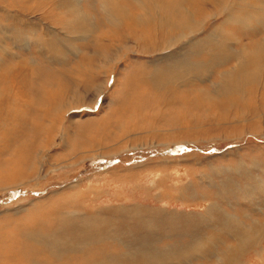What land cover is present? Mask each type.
Listing matches in <instances>:
<instances>
[{"label":"rangeland","instance_id":"1","mask_svg":"<svg viewBox=\"0 0 264 264\" xmlns=\"http://www.w3.org/2000/svg\"><path fill=\"white\" fill-rule=\"evenodd\" d=\"M34 1L0 0V264H110L126 249L191 245L195 231L175 229L165 216L173 210L188 219L216 202L245 223L264 221V86L217 95L193 73L154 86L153 69L169 68L185 45L160 43L147 52L126 27L105 35L110 25L98 16L100 0H81L91 33L76 35L54 24V16L44 18ZM220 21L211 17L186 42ZM46 37L44 47L34 43ZM196 55L192 60L207 58ZM233 181L235 195L220 197L219 188ZM155 209L167 215L159 219ZM214 244L221 253L237 242L221 235ZM252 248L238 253V263L263 264ZM206 255L185 263L214 264ZM160 259L119 260H175Z\"/></svg>","mask_w":264,"mask_h":264},{"label":"bare ground","instance_id":"2","mask_svg":"<svg viewBox=\"0 0 264 264\" xmlns=\"http://www.w3.org/2000/svg\"><path fill=\"white\" fill-rule=\"evenodd\" d=\"M100 1L101 2L98 3V8L100 9V13L98 16H106V20H103L105 22V27L108 28L110 25V27L108 28L110 30L106 29L102 32L105 35H108L110 31L117 32L126 27L127 31H125L130 34V38H133L135 40V43L139 40L142 41L140 44H144L142 45L143 47H149L147 50H144L147 52L149 50H157L160 43L164 49H169L173 46H176L178 43H182L183 45H185L183 49L179 48L177 50L176 53L181 58H177L172 63L174 67L171 65L169 68L163 70V68L158 65L153 69L152 74L150 75V82L154 86H161L164 82L167 83L171 81L183 82L182 80H180L179 75L182 74L188 76L189 74L191 75V73H193L192 76H195L197 79H206L210 81L211 89L209 90L217 95H225L230 92H241L246 89L245 85L255 82L259 85L261 84L262 86H264V0H127L131 6H127V4L122 3L120 0ZM26 2H29V0H26ZM34 3L38 6L37 8L41 7L42 11L40 12L42 13L44 18L54 16L52 22L54 24H58V26H60L61 28L64 29V27H67V29L69 28L70 32L72 31L75 34L79 33V35L84 34L85 36H87L91 33L90 31L85 30L87 15H89V13H86L81 8V0H35ZM2 10L7 17H9L10 15L9 12L13 13V11L9 9ZM10 16L16 17V15ZM202 16L203 19L199 20V18ZM211 17L221 18V21L219 23L212 26L213 31L199 38L193 37L195 35L190 36L186 42V37L192 33L197 34L199 29H201L206 25V23L211 20ZM48 30L52 31L50 27H48ZM46 32H48V34H52L49 31ZM70 32H67L65 33L66 35H63L64 41L68 39L67 34H69ZM164 34H167V38L165 40L163 39ZM3 36L6 37V35ZM49 39L47 37L37 38V41H35L34 43L44 47L47 43L50 42ZM76 39H79V37H74L72 41ZM28 41H31V37L28 38ZM71 42L68 45H71ZM62 46L63 45H61V47ZM127 49H133V47L128 46ZM196 53H206L207 58H204V60L200 59L198 61H194L192 60V58L196 55ZM63 55H65V53ZM231 60H233L234 62L230 67L225 68V65L228 64ZM213 75L216 76L217 80H210V78L214 77ZM195 77L191 78V76H189L188 80H186L190 82L195 79ZM204 93V97L207 96V90H204ZM261 184L263 185L264 182H261ZM224 185H227V187L219 188L218 195L220 197H223L224 199L229 196H234L235 191H237L238 189V187L235 186L236 183L233 181L230 184ZM252 185L255 186V183H253ZM252 189L253 188H251L248 192L252 191ZM216 203H210L203 213L190 212L187 216L188 219L183 220L180 219L181 214H179V212L177 211L172 210L170 211V214L167 215L166 211L161 214V211L159 212L155 209L153 213L159 215V219H161L160 217L164 218V214H166L167 216H165L164 220L166 218L171 219L172 221H170L169 225L175 226V229H179L180 227L182 228V225H184L185 228H191L192 231L194 230V235H197L198 237L197 240L195 239L196 241H193L191 245H189L188 243V245L183 247H177V245H170L167 247H153L150 245H146L145 247L152 248L139 249V247L133 249L134 251H127L126 249V251H123L127 253L125 256L117 257L116 262L109 259V261H111L110 264H122L123 262L121 260L125 258L127 260L130 255H132V257L137 255L142 257L145 256L146 258L147 256L159 257L161 258L160 261L162 260V258L165 261H168L171 258H175L173 262H169H171L172 264H186L185 262L187 258H203V256H205L206 254H208L210 257H213L216 264H242L241 262L238 263L236 256L242 251V249L247 250V248L250 249L252 248V246H254V249H252L256 251V254L254 256L258 260L260 259L264 264V221L253 219L249 220V223H245L239 220L236 214L225 210L226 208L223 209V206L221 204L217 205ZM100 213L101 212H99L98 215H100ZM243 217L245 219H248L246 216ZM106 218L107 217H105V220L108 219ZM95 219L97 218H94L93 222H95ZM114 219H116V217ZM99 220L100 219H98L96 223H105L104 219H101V221ZM112 221L111 224L113 223ZM115 221L117 222V219ZM151 225L153 226V228L157 227V229L161 227V224L157 223L156 225L151 223ZM83 226L86 228L85 224H83ZM103 227L105 226L103 225ZM207 229H209L210 231ZM221 235H226L231 239H234L237 242V245L234 247L230 246L228 249H225V251H220L221 253H218L216 250H214V243L215 240H219V237H221ZM97 236L98 235L95 234L93 235V237L98 238ZM206 248H208V251H206ZM133 252L135 254H133ZM208 255L206 256L208 257ZM105 256L106 255H104V257ZM142 260L144 259L142 258ZM161 262L163 263V261ZM103 263L106 262L104 261ZM133 263L130 262V264Z\"/></svg>","mask_w":264,"mask_h":264}]
</instances>
